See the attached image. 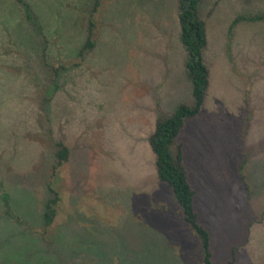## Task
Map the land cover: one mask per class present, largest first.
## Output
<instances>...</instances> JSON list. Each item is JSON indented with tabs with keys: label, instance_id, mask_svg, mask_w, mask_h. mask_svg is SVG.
<instances>
[{
	"label": "rangeland",
	"instance_id": "obj_1",
	"mask_svg": "<svg viewBox=\"0 0 264 264\" xmlns=\"http://www.w3.org/2000/svg\"><path fill=\"white\" fill-rule=\"evenodd\" d=\"M27 1L42 33L0 0V264H200L149 143L157 118L192 100L177 0H101L83 61L94 0ZM200 12L211 86L179 137L194 206L215 264L234 248V264H264V21L230 30L264 0H202ZM45 46L57 85L38 63ZM58 141L71 154L52 176ZM49 182L61 200L45 230Z\"/></svg>",
	"mask_w": 264,
	"mask_h": 264
},
{
	"label": "trees",
	"instance_id": "obj_2",
	"mask_svg": "<svg viewBox=\"0 0 264 264\" xmlns=\"http://www.w3.org/2000/svg\"><path fill=\"white\" fill-rule=\"evenodd\" d=\"M21 4L24 16L33 23L32 25L42 33V25L32 4L27 0H18ZM178 18L181 28L180 39L186 51L185 66L188 78L192 84V100L181 102L173 112L160 115L155 123V128L149 137V143L155 154V165L158 178L168 184L176 203L182 211V217L186 225L197 235L202 248L203 259L200 264H215L212 251V237L209 230L200 221L199 213L194 206L197 190L191 180L189 169L185 163L184 143L179 139L186 123L198 117L205 105L208 91L211 86V70L206 61V49L209 45V35L206 20L201 16L200 4L202 0H177ZM101 6V0H94L87 19V36L78 52V58L83 61L86 55L92 52L98 42L96 14ZM264 21V13L241 15L235 19L230 27L233 30L242 22ZM44 36V35H43ZM42 38V37H41ZM46 41V42H45ZM40 44L47 45L45 38ZM39 44V45H40ZM48 46L40 55L39 65L48 72H53L57 82V68L49 63L46 57ZM55 84L57 85V83ZM49 82L44 83L48 86ZM71 154V149L63 141L56 142L55 158L52 176H55L61 166L65 164ZM49 197L44 204L43 227L46 230L55 221L58 215V206L61 200L60 192L51 182L47 185ZM248 188V185H247ZM2 198L6 214L14 218L11 205V197L6 191L2 192ZM16 218V216H15ZM45 232V231H44ZM236 261V249L232 250V256L225 264H234Z\"/></svg>",
	"mask_w": 264,
	"mask_h": 264
},
{
	"label": "crops",
	"instance_id": "obj_3",
	"mask_svg": "<svg viewBox=\"0 0 264 264\" xmlns=\"http://www.w3.org/2000/svg\"><path fill=\"white\" fill-rule=\"evenodd\" d=\"M33 7V6H32ZM38 16V15H37Z\"/></svg>",
	"mask_w": 264,
	"mask_h": 264
}]
</instances>
